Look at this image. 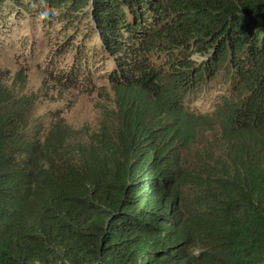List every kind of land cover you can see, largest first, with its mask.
<instances>
[{"label": "trees", "instance_id": "obj_1", "mask_svg": "<svg viewBox=\"0 0 264 264\" xmlns=\"http://www.w3.org/2000/svg\"><path fill=\"white\" fill-rule=\"evenodd\" d=\"M84 21L96 129L0 78V264H264V0H0V48Z\"/></svg>", "mask_w": 264, "mask_h": 264}, {"label": "rangeland", "instance_id": "obj_2", "mask_svg": "<svg viewBox=\"0 0 264 264\" xmlns=\"http://www.w3.org/2000/svg\"><path fill=\"white\" fill-rule=\"evenodd\" d=\"M85 23L84 21L78 36L70 43H67V36L62 33V24L58 23L49 27L50 39L41 36L39 31L36 35L22 31L17 38L8 40L6 45L0 48L1 80L11 88L15 86L14 90L24 96H32L37 100L33 117L35 130L42 127L44 132L50 127L53 119L63 118L73 129L86 128L90 133L98 127L101 115L99 107L113 99L105 77L111 67H107V64L105 67L98 58L90 69L94 76L88 84L87 76L82 72L77 78L75 76L76 84H79L77 87H72V82L62 85L60 79H55L59 73H67L71 68L74 74L79 55L87 54L92 59L94 50L101 48L103 41L100 36L94 34L95 39L86 45L92 55L87 53L88 50L82 41ZM70 33L74 34L72 31ZM23 78L25 83L18 89Z\"/></svg>", "mask_w": 264, "mask_h": 264}]
</instances>
